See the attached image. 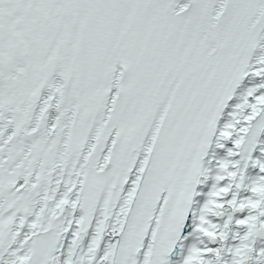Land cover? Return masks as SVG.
<instances>
[{
  "label": "snow or ice",
  "instance_id": "6c2138e0",
  "mask_svg": "<svg viewBox=\"0 0 264 264\" xmlns=\"http://www.w3.org/2000/svg\"><path fill=\"white\" fill-rule=\"evenodd\" d=\"M0 264H264V0H0Z\"/></svg>",
  "mask_w": 264,
  "mask_h": 264
}]
</instances>
